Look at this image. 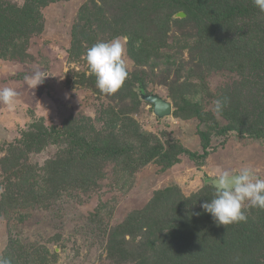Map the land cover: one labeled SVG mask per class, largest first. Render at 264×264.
Listing matches in <instances>:
<instances>
[{"label":"rangeland","instance_id":"1","mask_svg":"<svg viewBox=\"0 0 264 264\" xmlns=\"http://www.w3.org/2000/svg\"><path fill=\"white\" fill-rule=\"evenodd\" d=\"M176 1L187 9L174 3L161 7L160 0H0V88L18 94L14 110L0 104V258L11 264H161L166 256L165 264H175V243L170 246L162 242L165 238L148 240L129 231L135 213H147L155 194L174 184L190 197L202 187L204 173L213 178L221 169L238 172L250 166L264 178V143L235 133L212 140L214 151L204 167L187 157L167 171L152 162L125 181L113 162H95L62 178L56 167L62 156L58 147L37 151L23 143L22 131L33 130L34 124L48 129L81 126L95 139H124L135 122L163 143L177 139L202 153L199 120L173 114L158 119L153 106L138 97L140 90L170 101L173 111L182 97L201 102L211 112L214 101L224 97L235 103L239 98L255 100L245 121L264 126V84L251 89L236 85L248 68L238 57L219 62V55L231 49L201 11L211 1L228 9L254 7L252 0ZM180 13L183 19L177 18ZM116 37L125 44L129 75L116 94L105 95L96 87L86 52ZM37 70L48 77L33 89L25 76ZM206 85L214 98L201 87ZM216 118L221 126L228 124L221 114ZM52 193L49 203L30 200L31 195ZM259 210L247 207L246 213ZM257 228L264 232L263 224ZM149 231L147 226L142 230ZM257 260L264 264V253Z\"/></svg>","mask_w":264,"mask_h":264},{"label":"trees","instance_id":"2","mask_svg":"<svg viewBox=\"0 0 264 264\" xmlns=\"http://www.w3.org/2000/svg\"><path fill=\"white\" fill-rule=\"evenodd\" d=\"M160 2L161 7H165L163 5L167 3H174L176 8H179L178 4L181 8L188 7L176 0H160ZM201 11H205V16L216 25L215 30L227 38L231 49L225 55H219V62H232L238 57L248 68V73L244 71L240 80L235 82L236 85L242 84L243 88L251 89L253 84H264V12H260L255 6L244 5H235L226 9L219 7L213 1ZM187 14H190V11H187ZM17 21L21 22L19 19ZM240 23H243V26H239ZM233 52L238 56H233L231 54ZM229 69L231 70L232 67ZM189 87L193 89L197 88V85L190 84ZM201 87L206 90L209 97L214 98L209 93L207 85L206 88ZM142 91H139L140 99ZM243 99L239 98L237 103L228 101L221 114L228 121L225 126H221L213 112L206 110L201 102H193L185 97L176 99L173 116L182 120L192 118L199 120L198 135L201 138L202 153L192 152L177 139L163 143L152 133L144 132L135 122H131L130 133L124 139L106 135L102 136L103 139H95L87 136L81 126L48 129L41 123L32 125L33 130L22 131V138L27 148H34L37 151L49 145L58 147L62 156L59 158L61 163H57L56 167L57 174L62 178L75 175L80 167L84 169L95 162H113L118 164L121 177L125 181L152 162L158 164L163 171H167L180 164L183 157H187L198 167H204L207 158L214 151L212 140L216 137L229 138L235 133V137L264 143V126L258 127L259 124L256 125L253 121H245L253 113L257 102ZM245 103L251 105H244ZM262 103L264 104V99ZM250 127L255 128L251 130ZM13 160L18 163L16 157ZM209 179L210 177L204 173L202 187L190 197L184 196L176 184L158 192L147 206V213H135V217H131L127 226L129 231L148 240L153 238L161 241L165 238L162 242L170 246L171 241L175 243V247L179 249L176 251L178 260L175 264H258L257 258L264 253V232L259 231L257 227L260 223L264 225V215L260 213L264 210H259V213L257 211L246 213V222L218 226L214 223L211 214L206 213L202 208L203 203L211 202L214 197L215 188L209 184ZM63 184L65 188L68 186L64 180ZM44 185L41 186V190ZM49 189V186L46 187L48 192ZM52 199H54L53 193L47 197L41 194L30 197L32 203L36 205L47 201L49 203ZM171 225L173 229L168 234L165 233L164 230ZM146 226L150 229L148 233L142 232ZM172 254L174 253L169 256ZM165 257L161 264H165L167 260ZM166 264L171 263L168 261Z\"/></svg>","mask_w":264,"mask_h":264},{"label":"clouds","instance_id":"3","mask_svg":"<svg viewBox=\"0 0 264 264\" xmlns=\"http://www.w3.org/2000/svg\"><path fill=\"white\" fill-rule=\"evenodd\" d=\"M252 2L260 12H264V0ZM86 62L95 76L96 87L101 94H116L128 78L125 44L119 37L97 42L88 48ZM46 77V72L37 70L31 75H26L25 81L30 88L35 89L44 83ZM17 95L13 88H0V104L14 110ZM227 103V97L215 100L213 115L219 117ZM212 184L215 187L214 197L211 202L203 203L202 208L211 214L218 226L246 222L247 207L264 210V178H260L254 168L245 166L238 172L226 168L218 170ZM0 264H11V261L0 258Z\"/></svg>","mask_w":264,"mask_h":264},{"label":"water","instance_id":"4","mask_svg":"<svg viewBox=\"0 0 264 264\" xmlns=\"http://www.w3.org/2000/svg\"><path fill=\"white\" fill-rule=\"evenodd\" d=\"M177 17H184L183 14H178ZM141 99L149 104H151L153 106V112L154 115L158 118V119H164L167 117L172 116L173 113V105L170 101L155 95V94H145V93H141ZM215 179V177L210 178L209 179V184L212 185L214 187V185L212 184V180ZM215 188V187H214Z\"/></svg>","mask_w":264,"mask_h":264}]
</instances>
